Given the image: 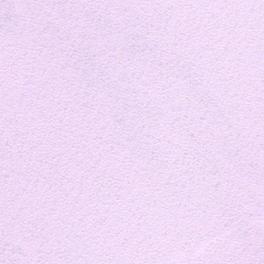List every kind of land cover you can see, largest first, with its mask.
<instances>
[{"label":"snow or ice","instance_id":"obj_1","mask_svg":"<svg viewBox=\"0 0 264 264\" xmlns=\"http://www.w3.org/2000/svg\"><path fill=\"white\" fill-rule=\"evenodd\" d=\"M0 264H264V0H0Z\"/></svg>","mask_w":264,"mask_h":264}]
</instances>
